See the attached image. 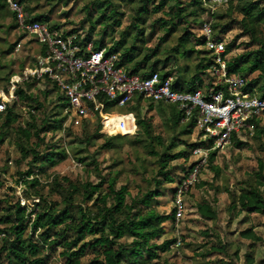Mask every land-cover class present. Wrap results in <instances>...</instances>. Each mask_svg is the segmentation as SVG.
I'll return each mask as SVG.
<instances>
[{"label":"rangeland","instance_id":"rangeland-1","mask_svg":"<svg viewBox=\"0 0 264 264\" xmlns=\"http://www.w3.org/2000/svg\"><path fill=\"white\" fill-rule=\"evenodd\" d=\"M98 1L104 0H26L25 4L33 16L48 15L53 24L66 25V28H81L87 32L91 20H96L99 16L96 10H92L93 15L90 19L88 10L91 9L90 6L93 3ZM110 1L112 2L111 8H116L119 13L118 18L121 19V25L115 26L114 20L110 21L111 25L105 37V44L108 48L116 40L125 36L127 46H134L136 59H142L150 54L149 66L157 60L169 59L168 65L164 67L162 63L159 71L164 74L172 72L175 74V79H189L194 74L195 66L204 54L194 51L183 56V47H179L178 52L173 50L178 46L179 37L184 29L177 27L162 41L171 27V24H166L170 20L167 12L170 10L171 2L160 12L150 13L145 23H139L135 21L134 16L141 0ZM236 5L237 2L233 5L234 9ZM150 7L152 8V4ZM230 7H232L231 4L227 3L220 5L217 9L218 14L223 16L222 18L219 16V21L223 24L231 22L233 18L240 20L242 17L239 12L231 15ZM134 22L139 28H143L142 35H137L139 28L133 27ZM106 23L109 21L102 20L101 23H95L94 38H99ZM258 26L264 38V21ZM197 32L199 33V30ZM242 32L240 27L234 24L227 33V42L238 36L231 56L241 55L255 46L249 44L248 34ZM23 33L16 27L12 11L8 7H0V93H2L0 96L2 98L6 94L4 91L11 74H17L24 66L31 64L35 59L34 56L39 52V43L35 42L34 36L22 35ZM21 37L22 39L18 41ZM16 42L17 44L22 43L19 51H16L17 44L14 45ZM192 47L196 50L204 48L191 42L186 46L187 49H192ZM124 51L125 48L121 49L120 54ZM254 76L252 75V78ZM41 88L43 86L36 85L30 93L39 96ZM57 98L58 95L54 93L47 100H43V109L36 112V120H33L27 104L20 103L17 106L21 114L17 126L28 127L32 122L39 124L44 111L47 116L56 113L55 117L58 119L66 117L62 128L57 132L47 133L39 147L43 152L48 146L58 144L59 149L65 150L66 158L55 167L41 169L39 166H32V155L23 156L21 147L30 150L35 146L33 141H37L36 138L31 141L20 140L18 134L11 131L0 143V177L3 181L0 187V229L8 228L12 224L9 219H13L14 216L10 214L17 200H20L23 205L26 204L30 213L37 208V204L41 201L36 198V190L43 193L49 202H56L57 207H64L69 202V188L66 187L65 177L81 189L87 182L102 183L103 193H107L108 183L102 180H106L105 177L109 179V177L116 176L118 188L122 185L127 186L129 191L127 201L131 203L132 198L142 197L149 189L155 188L156 182L152 180L153 178L163 181V177L158 172L159 158L164 151H168L166 148L173 140L176 145L169 151L170 153H177L183 149L191 150L188 144L196 142L199 138L200 131L197 129H194L191 135L183 134V127L174 123L169 104L154 103L152 106L148 104V107L145 106L140 112L141 118H151L150 133L144 130L138 131L135 140L130 136L113 137L114 139H111L113 147L103 148L105 140L112 137L102 134L95 140L87 139L95 132L96 125L87 129L72 126L65 107H58ZM9 104L10 107L13 102ZM195 158L196 156H192L187 162L184 158H179L170 162V168H175L181 175L182 167L186 164L190 166ZM260 161L264 162V131L249 138L244 146L238 147L235 140L225 149L220 150L211 164L219 168L220 173L216 174L210 165L203 169L200 175L201 182L187 194V208L182 220L179 223L176 220L167 221L164 225V234L154 240L156 243H162L165 240L177 238L179 235L183 238V242L179 245L177 242L172 244L170 250L160 252V257L148 264H264V212H240L239 209L231 208L233 193L238 194L243 190L259 186L264 195V170H260ZM32 168L35 170L36 175L34 176H38L41 183L37 189L29 183H24L22 179V174ZM258 174H260L262 184L257 182ZM173 186L175 183L164 184V194L155 197L150 207L160 213H171L174 206L171 194ZM202 202H209L217 210L216 218H208L198 212L197 204ZM92 203H86L84 196L77 194L69 207L78 216L77 207L79 205L86 206ZM140 208L141 206H138L136 210ZM31 216L34 217L33 214ZM6 218L7 222H3L2 219ZM249 227L254 228L256 234L262 238L261 241H253L241 234ZM3 235H0V250L6 241ZM34 238L40 240L39 232H35ZM91 238L92 236H89L87 239ZM13 239L14 234H10L7 240L10 243ZM63 250L62 245H55L53 248L46 245L44 253L49 256L47 264H65ZM94 256L95 252L87 251L82 261L89 264ZM3 262L8 264L7 260Z\"/></svg>","mask_w":264,"mask_h":264},{"label":"trees","instance_id":"trees-1","mask_svg":"<svg viewBox=\"0 0 264 264\" xmlns=\"http://www.w3.org/2000/svg\"><path fill=\"white\" fill-rule=\"evenodd\" d=\"M19 1L23 4L26 3V0ZM170 2L172 4L169 6L170 10L167 12L170 20L169 22H165L166 24H171V27L167 30L166 36L163 37L162 41L175 31L177 27L184 29L183 34L179 37L178 46L173 48V50L178 52L179 47H183V56L194 51L204 54L199 58L194 74L189 79H175V74L172 72L164 74L159 71L162 63L164 67L168 65L169 59L165 61L157 60L150 66L148 65L151 60L150 54H147L142 59H136L137 54L134 51V46H127V38L125 36L116 40L108 48L110 52H120L121 49L125 48V51L121 54L119 65L125 66V68L134 73H141V75L146 77L154 72H159L163 77L172 76V88L176 91H193L198 86L206 88V91H208L212 86L209 68L213 64L214 56L210 50L205 48V38L200 34V29L204 21L211 16L214 21L213 29L217 37L226 41V59L228 60L230 73L241 74L246 77L248 79L247 89L257 92L260 97L264 98V38L261 36L258 26L260 22L264 21V0H228V3L232 6L230 7V10H232L230 14L233 15L234 12H239L242 17L240 20L233 18L231 22L224 24L219 21L220 15L217 11L208 14V9L204 6L203 0H141V4L136 8L135 21L145 23L150 13L160 12ZM235 2H237V5L234 9L233 5ZM151 4L152 8L150 7ZM0 7L9 8L7 0H0ZM111 7L112 2L110 0L93 3L90 6L91 9L88 10L89 17L92 19V10H96L99 16L96 20L89 21V30L85 32L83 29L75 27L69 28V30L71 32H82L86 40L93 41L96 49L108 47L105 44V37L107 29L111 25L110 21L114 20L115 26L121 25L118 11L116 8ZM25 9L30 20L41 19L50 21L48 15L33 16L30 14L26 4ZM12 14L15 18L16 27H18L15 14L13 12ZM222 17L220 16V18ZM102 20L105 22L109 21V23H106L102 28L99 38H94L95 23H101ZM135 23L133 27L138 29V24ZM234 24L240 27L243 34H248L250 39L249 44H254L255 46L241 55L231 56L238 36L230 42H227L226 36ZM54 27H66V25L54 24ZM197 30H199V33ZM142 32L143 28H139L137 35H142ZM22 35H26V33ZM20 39L22 37L18 41ZM17 42L14 44L15 46ZM190 42L204 48L202 50H196L193 47L192 49H187L186 46ZM34 61L35 59H33ZM252 75H255L254 78H252ZM36 85H38L36 81L20 84L18 88V93L21 97L20 102H15L6 110L0 112V120H2L0 123V143L3 142V138L11 131L17 133L20 140L31 141L33 138L38 139L37 141H33L35 146L31 147L30 150L24 147L21 148L24 157L32 155V166H39L42 169L44 167H55L67 156L64 149H59L60 146L58 144L48 146L43 152L39 148L45 140L47 133H54L62 128L66 117L58 119L55 117L56 113L52 116H47L44 111L43 118L39 124L32 122L28 127L17 126L21 119L17 106L20 103L27 104L33 120H36V112L43 109V100H47L52 94L56 93L58 95V107H66V103L62 92L51 83H45L43 88L39 89V96L32 95L30 90ZM154 103L162 102L144 99L143 96L139 95L132 102L128 103L126 109L134 111L137 114L138 131L151 132V118H141L140 112H142V108L145 106L147 108L148 104L152 106ZM168 106L172 109L174 123L183 127V134L191 135L196 128L195 118L192 117L189 121L182 122L184 112L179 109L178 105L169 104ZM252 120L255 124V130L253 133L247 132L245 139H239L238 137L234 139L238 147L244 146L249 138H253L256 134H261L264 131V116L253 117ZM71 125L73 126L72 123ZM93 125H96V130L92 136L87 138L89 140H95L98 136L104 134L101 132V123L96 122L93 124L86 121L78 126L87 129ZM138 133L130 137H133L134 139H132L135 140ZM42 135H44L43 138ZM203 135L204 132H199L198 140L188 144L191 150L183 149L177 153L169 152L176 145L175 140H173L166 148L168 151H164L159 158L160 169L158 172L163 177V181L153 178L152 180L156 182L155 188L149 189L142 197L132 198L131 203L127 201V196L129 195L127 186L122 185L118 188L116 176L109 177V179L105 177L104 179L106 180H102L108 183L107 187L109 191L107 193H103L102 183L93 184L92 182H87L83 184V189H81L69 178L65 177L66 187L69 188V202L62 208L57 207L56 202L46 200L43 193L38 190H36V198H39L41 202L37 204V208L31 213L28 212L26 204L23 205L20 200H17L10 214L14 216L13 219H9V222H12V224L8 228L0 229V235L4 234L3 239L6 240L0 250V264H4L3 260H7L8 264H47L49 256H46L44 253L46 245L50 248H53L55 245H62L64 248L62 254L65 257V264H86L82 261V257L90 250L95 252V256L89 264H148L152 260L159 258L160 252L170 250L172 244L176 243L178 239H181V242H183V238L178 235L177 238L156 243L154 240L164 234L165 223L169 220H176V208L173 206L171 213L165 214L158 212L155 208L150 207V205L155 197L164 194V184H176L183 178L189 166L187 164L184 165L180 175L175 168H170V162L179 158H184L186 162L189 161L192 157L193 148L197 145L206 144V142L200 141ZM118 136L126 137L123 135L110 136L112 138L105 140L102 147L111 149L113 147V140L111 139ZM211 140L209 139L210 143L212 142ZM218 152L219 150H215L210 153L207 164V167L210 165L216 171V174L220 173L219 168L211 164ZM259 165L260 170L263 171L264 162L260 161ZM22 175L24 183H29L36 189L37 186L41 185L39 177L34 176L36 174L33 168ZM31 176L33 177L31 178ZM259 177L260 174L257 176V182L258 184H262L263 182ZM200 182H197L192 188ZM2 185L3 181L0 177V187ZM174 191L175 186L171 188L172 195H174ZM77 194H82L86 203L93 202L91 205H79L77 207L78 216L69 207V204L73 203L74 196ZM232 195V209H239L240 212H264V195L259 186L251 187ZM138 206H141V208L136 210ZM197 209L202 216L208 218L217 217V210L209 202L198 203ZM7 220V218L2 219L3 222H7ZM35 232H39L40 240L34 238ZM10 234H14V239L9 243L7 239ZM241 234L253 241H261L262 239L256 234L253 227L246 228ZM89 236H92L90 240L87 239Z\"/></svg>","mask_w":264,"mask_h":264},{"label":"built area","instance_id":"built-area-1","mask_svg":"<svg viewBox=\"0 0 264 264\" xmlns=\"http://www.w3.org/2000/svg\"><path fill=\"white\" fill-rule=\"evenodd\" d=\"M203 1L208 14L228 3V0ZM7 3L18 27L39 43V52L32 64L10 79L4 91L5 99L0 96V112L9 107V102H20V84L36 81L41 86L51 83L62 92L70 123L79 126L86 121L99 122L101 132L108 136L138 132L137 114L126 107L139 95L155 102L178 105L184 112L182 122L195 118V129L204 132L200 141L206 144L193 148L192 156L196 158L175 184L173 204L177 223L186 211L185 197L200 181L210 153L225 149L237 137L245 139L247 132L255 130L252 118L264 116V98L247 89L246 77L230 73L226 41L217 37L211 16L204 21L200 34L205 38V48L214 56L209 68L212 86L208 91L201 86L193 91H176L172 88V76L163 77L154 72L146 77L134 73L119 65L120 52H110L108 47L96 49L82 32L54 27L50 21L28 19L25 4L19 0H7ZM21 47L19 42L16 51ZM180 243L178 239L177 244Z\"/></svg>","mask_w":264,"mask_h":264},{"label":"clouds","instance_id":"clouds-1","mask_svg":"<svg viewBox=\"0 0 264 264\" xmlns=\"http://www.w3.org/2000/svg\"><path fill=\"white\" fill-rule=\"evenodd\" d=\"M19 28V27H18ZM66 28V27H65ZM20 29V28H19ZM21 30V29H20ZM23 31V30H22ZM24 32V31H23ZM24 33H26V32H24ZM26 35H27V33H26ZM123 136H133V135H123Z\"/></svg>","mask_w":264,"mask_h":264}]
</instances>
